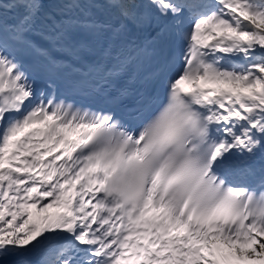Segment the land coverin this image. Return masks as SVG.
Instances as JSON below:
<instances>
[{
	"label": "snow or ice",
	"instance_id": "1",
	"mask_svg": "<svg viewBox=\"0 0 264 264\" xmlns=\"http://www.w3.org/2000/svg\"><path fill=\"white\" fill-rule=\"evenodd\" d=\"M264 264V0H0V264Z\"/></svg>",
	"mask_w": 264,
	"mask_h": 264
},
{
	"label": "bare ground",
	"instance_id": "2",
	"mask_svg": "<svg viewBox=\"0 0 264 264\" xmlns=\"http://www.w3.org/2000/svg\"><path fill=\"white\" fill-rule=\"evenodd\" d=\"M242 264H249V262H242Z\"/></svg>",
	"mask_w": 264,
	"mask_h": 264
}]
</instances>
